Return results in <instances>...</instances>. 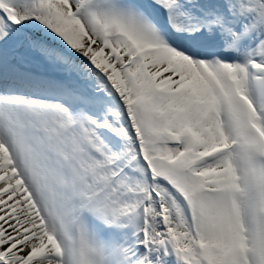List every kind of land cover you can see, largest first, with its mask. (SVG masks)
<instances>
[{"label":"snow or ice","instance_id":"snow-or-ice-1","mask_svg":"<svg viewBox=\"0 0 264 264\" xmlns=\"http://www.w3.org/2000/svg\"><path fill=\"white\" fill-rule=\"evenodd\" d=\"M0 264H264V0H0Z\"/></svg>","mask_w":264,"mask_h":264}]
</instances>
